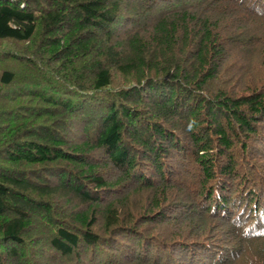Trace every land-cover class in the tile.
Listing matches in <instances>:
<instances>
[{"label":"trees","instance_id":"1","mask_svg":"<svg viewBox=\"0 0 264 264\" xmlns=\"http://www.w3.org/2000/svg\"><path fill=\"white\" fill-rule=\"evenodd\" d=\"M0 264H264V0H0Z\"/></svg>","mask_w":264,"mask_h":264},{"label":"rangeland","instance_id":"2","mask_svg":"<svg viewBox=\"0 0 264 264\" xmlns=\"http://www.w3.org/2000/svg\"><path fill=\"white\" fill-rule=\"evenodd\" d=\"M172 255L175 256L174 253H172Z\"/></svg>","mask_w":264,"mask_h":264}]
</instances>
